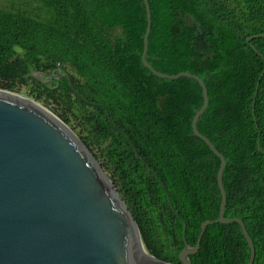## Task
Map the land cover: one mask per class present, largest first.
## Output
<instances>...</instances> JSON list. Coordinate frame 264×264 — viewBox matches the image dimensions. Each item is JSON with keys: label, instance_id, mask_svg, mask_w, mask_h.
<instances>
[{"label": "trees", "instance_id": "trees-1", "mask_svg": "<svg viewBox=\"0 0 264 264\" xmlns=\"http://www.w3.org/2000/svg\"><path fill=\"white\" fill-rule=\"evenodd\" d=\"M146 60L207 88L197 129L224 156V216L242 219L264 264V0H147ZM144 0H8L0 4V89L51 107L108 175L145 250L181 264L185 239L218 218L219 157L193 132L203 104L191 77L142 62ZM254 36V37H253ZM250 41H248V39ZM63 73L69 79L36 78ZM135 151L139 154V159ZM238 223L207 225L191 264H247Z\"/></svg>", "mask_w": 264, "mask_h": 264}, {"label": "water", "instance_id": "water-1", "mask_svg": "<svg viewBox=\"0 0 264 264\" xmlns=\"http://www.w3.org/2000/svg\"><path fill=\"white\" fill-rule=\"evenodd\" d=\"M144 2L147 27L142 62L156 76H185L200 83L203 104L194 115L193 132L220 159L218 218L201 224L194 246L185 239L184 223V248L179 260L181 264H191L189 256L199 250L207 225L236 222L250 248L247 264H253L255 248L242 219L224 216V156L197 129L198 119L208 105L206 85L195 74L169 75L148 63L151 14L148 1ZM33 76L43 77L45 82L69 79L66 73L34 72ZM135 154L141 159L137 151ZM0 264H171L145 250L133 215L80 137L42 104L1 89Z\"/></svg>", "mask_w": 264, "mask_h": 264}, {"label": "rangeland", "instance_id": "rangeland-1", "mask_svg": "<svg viewBox=\"0 0 264 264\" xmlns=\"http://www.w3.org/2000/svg\"><path fill=\"white\" fill-rule=\"evenodd\" d=\"M8 0H0V4H6ZM47 81V80H46ZM20 95H23L27 98L32 99V97H30L29 95H27V92L25 89H22V91L19 93ZM34 100V99H32ZM35 101V100H34ZM39 103V102H38ZM41 104V103H40ZM43 105V104H42ZM44 106V105H43ZM46 107V106H44ZM47 109H49L51 112H53L56 116L58 114V112L54 111L51 107H46ZM58 117V116H57ZM59 118V117H58ZM60 119V118H59ZM68 119L70 120V124H68V126L80 137V136H84V133L81 132L80 128L77 126V122L69 115Z\"/></svg>", "mask_w": 264, "mask_h": 264}]
</instances>
